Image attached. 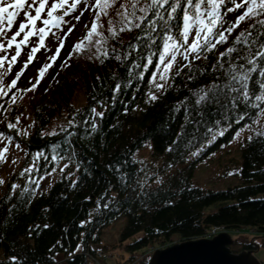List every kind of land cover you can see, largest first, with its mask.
<instances>
[{"label": "trees", "instance_id": "trees-1", "mask_svg": "<svg viewBox=\"0 0 264 264\" xmlns=\"http://www.w3.org/2000/svg\"><path fill=\"white\" fill-rule=\"evenodd\" d=\"M122 3L125 0H117L108 9V16H101L103 27L100 31L109 37L105 44L108 59L97 58L94 48L74 53L68 60L69 66L61 67L60 64L43 91H39V85L51 68L34 91L17 93L11 111H0V130L14 139H22L27 151L19 172L0 192V264H12V256H16L20 264H104L102 261L110 251L102 242L103 230L120 218L125 221L120 230L119 245L132 253L142 251L141 256L135 258L137 264H148L152 250L206 238L216 228L230 232L250 227L257 232L260 243L254 239L242 241L237 251L234 245L238 242L232 237L230 248L235 253L242 250L255 253L264 249V137L256 136V131L264 130V115L257 117L255 110H249L251 118L246 117L237 125L234 119L244 111L243 105L235 116L229 112L228 119L217 115L215 104L192 111L194 91L213 82H224V71L218 66L213 71L212 66L217 64L220 53L232 47L236 36L248 29L253 21L241 22L226 43L206 54L207 59L205 54L199 60L189 58L192 71L187 67L180 71L187 63L184 62L177 70L180 74L176 75V71L169 84L158 93L149 82L152 72L156 71L158 58L153 57V63L145 70L146 50L129 47L136 43L140 30L119 31L122 25L116 12ZM230 7V3L226 4L222 13ZM242 11L238 9L233 15L227 13L224 27L234 23ZM94 16L95 12L74 44L86 35ZM110 19L118 32L115 38L108 32L112 26ZM261 40L264 41V37ZM236 47L238 50L231 56L233 62L248 53L243 45ZM117 55L121 60L115 59ZM224 59L228 60V57ZM49 62L48 59L41 60L36 73L29 78L23 74L16 87L30 88L36 82L38 70ZM135 64L140 67H134ZM198 69L204 70V74L201 75ZM141 72L142 79L139 78ZM189 76L195 78L189 80ZM12 79L8 76L4 83L8 84ZM117 82L121 84V90L114 93ZM149 92L154 93L157 100L150 101ZM21 95L22 99L19 98ZM185 97L189 98L190 115L183 106L179 112L174 111ZM100 100L104 101L103 105L97 103ZM5 107L9 105L5 104ZM91 107L104 113L103 117L95 118V132H91L88 125L77 124L69 128L73 118L76 121L84 119L78 110L89 113ZM198 111L205 112L202 123L198 126L187 123L188 119H201L196 116ZM17 116L20 121L22 118L30 121L26 136L16 135V130L7 128V123H14ZM255 119L259 122L254 123ZM216 120H220L219 125ZM244 124L254 128L251 127L250 133L253 140L249 141L247 137L242 145L239 168L242 183L218 191L194 186L192 179L204 154L212 147L232 140ZM62 128H69L76 135L66 140ZM222 130L224 134L219 135ZM213 132L217 133L214 145L204 149ZM148 142L152 144L153 155L149 165L148 161L135 157ZM37 152L44 154L35 161L37 169L21 175L33 164ZM196 152H200L199 157L191 159ZM53 155L57 160L51 159ZM65 164L68 167L65 168ZM62 167V174L47 191H38L37 184L30 182L39 181L53 169L60 171ZM13 184L18 185L15 191ZM213 204H217L216 209L205 213V209ZM131 239L132 242L126 244ZM78 245L80 250L76 251ZM59 255L62 260L58 259Z\"/></svg>", "mask_w": 264, "mask_h": 264}, {"label": "snow or ice", "instance_id": "snow-or-ice-1", "mask_svg": "<svg viewBox=\"0 0 264 264\" xmlns=\"http://www.w3.org/2000/svg\"><path fill=\"white\" fill-rule=\"evenodd\" d=\"M116 3L117 0H95L94 4H91L90 0H71V2L69 0H51V3H49V0H11V2L9 0H0V111L4 113L11 111V105H14L17 101V93L26 94L27 92L34 91L47 70L60 58L62 49L67 52V56L63 58L61 67L69 66L68 60L72 58L74 53L91 51L93 48L95 49L94 55L97 58L103 56L104 59H108L109 53L105 44L109 37L100 31V28L103 27L100 20L102 15L108 16V9ZM229 3L233 7L226 8V11L222 13L221 9L225 8L226 4ZM80 4L85 5L84 9L80 12V15L73 16ZM238 9H242L243 11L237 16L234 23L229 24L225 28L224 17L227 13ZM84 12H95L91 27L88 28L86 35L72 45L69 51L65 47V41L69 38L76 25H72L65 32L64 28L71 22L70 19L65 18H74L77 23H80ZM116 15L119 17L120 24L122 25L119 29L120 32L131 31L133 29L140 30V35L136 37V43L130 44L129 47L146 50L147 63L143 65L144 69L147 70L148 66L153 63V57L158 58L155 65L156 71L152 72L149 81L154 84L157 91L165 88V84L169 79V73L173 66L177 64V56H181L184 61H187V63L181 66L180 71H182L183 67H187L192 71V61L189 60L190 56L192 60H199L201 55L205 54L204 58L207 59L206 54L212 53L217 45L226 43L228 36L239 27L241 22L252 20L253 23L249 28L236 36L233 46L221 52L217 58V64L212 66L213 71L217 69V66L224 71V82H213L206 88L201 87L194 91L192 95L195 97V107L192 111L202 106L207 109L215 104L218 108L217 115H222L225 119H228L227 114L229 112L235 116L240 106L243 105L244 111L239 112L238 116L234 119L237 125L240 121L249 117V110H255L257 117L264 115V107H262L264 105V41L261 40V37H264V0H239V2L237 0H125V3L120 4ZM18 18H20L18 27L13 32V26L17 23ZM37 22L40 24L39 27L37 26ZM109 25L112 26L109 27L108 32L112 38H115L118 32L111 19L109 20ZM85 27H88L87 23H85ZM9 32H12L11 36L8 35ZM60 32H63V37L59 36ZM49 35L59 41V47L56 48L55 54L48 57L50 62L45 63L38 70L36 82L31 84L30 88H17L18 81L36 58V53L41 49L50 51L45 43ZM190 36L192 37L191 43H189ZM33 37L37 38L35 42L32 40ZM30 44L33 46H31L30 51L27 53V60L24 61L23 67L15 74V78L10 83L5 84L6 77L11 74L18 58L21 57L24 49L28 48ZM237 45L246 47L248 53L244 57H238L237 62H233L231 56L232 53L238 50ZM13 50L14 54L9 55L10 51ZM225 57H228V60H225ZM91 58L90 56L89 59ZM104 59L101 60L102 64L104 63ZM115 59L119 61L121 57L117 55ZM240 60H244L246 63H239ZM225 63L228 65L227 68H225ZM134 67L138 68L140 65L135 64ZM198 71H200L201 75L204 74V70L198 69ZM157 73H159V79L165 83H156ZM179 74V71H177L176 75ZM139 78H143V72L140 73ZM194 78V76L188 77L189 80ZM97 79L99 80L100 78L97 77ZM113 79L118 78L113 77ZM127 86L126 84L125 87ZM120 90L121 84L117 82L113 91L116 93L120 92ZM148 96L150 101L157 100V96L152 92H149ZM19 98L22 99L23 96L21 95ZM113 100H115V95L113 96ZM188 100L189 98L185 97L184 101L175 106L174 111L179 112L181 106H183L186 114L190 115L191 113L187 106ZM97 103L103 105L104 101L100 100ZM5 104H8L9 107L6 108ZM78 113L83 115L84 119L76 121L73 118V120L69 121V128L76 127L77 124L88 125L91 132H95L97 129L95 118L103 117L104 115L103 112H97L95 107L90 108V114L79 110ZM204 115V111H198L196 112V116L201 119H188L187 123L198 126L202 123ZM253 122L258 123L259 121L255 119ZM215 123L219 125L220 120H216ZM19 124L20 116H17L14 123H7V128L16 130V135L26 136L27 132L21 131L18 128ZM229 127H231V124ZM245 127H250V125L245 124ZM69 128L61 129L66 134V140L76 135L75 132L69 131ZM208 131L212 132V129L209 128ZM49 134L57 135V133ZM218 134L223 135L224 131L222 130ZM236 135L239 136L240 132L238 131ZM216 136L217 133L213 132L212 140H215ZM256 136L264 137V130L256 131ZM5 139L9 144L13 142L12 135H7L3 130H0V142H3ZM248 140L252 141L253 137L249 136ZM211 142L209 141V143ZM16 147L20 148L18 142L16 143ZM7 153V145L0 147V163L6 162ZM43 155L42 152H37L33 158V164L24 169L20 174L24 175L25 172L32 173L34 169H37L35 161H38ZM193 155H196V153H193ZM44 159L47 160L48 158L44 157ZM51 159L55 161L57 160V156L53 155ZM64 167L66 168L68 165L65 164ZM30 182L36 183L37 187H39L38 181ZM0 184H3L2 179H0ZM17 187L18 185L13 184V191ZM24 191H27V188ZM36 227L39 228L38 225ZM44 227H48V225ZM79 250L80 246L78 245L76 251ZM49 251H52V249H49ZM10 259L12 264H20L16 256H12Z\"/></svg>", "mask_w": 264, "mask_h": 264}, {"label": "rangeland", "instance_id": "rangeland-1", "mask_svg": "<svg viewBox=\"0 0 264 264\" xmlns=\"http://www.w3.org/2000/svg\"><path fill=\"white\" fill-rule=\"evenodd\" d=\"M11 2V0H9ZM71 2V0H69ZM237 2H239L237 0ZM49 3H51V0H49ZM91 4L95 3V0H90ZM85 5L80 4L77 11L73 14V16L80 15V12L84 9ZM231 7L233 5L231 4ZM232 15L235 13L230 12ZM34 14V13H33ZM94 14V12H84V15L81 17V22L77 23V21L74 18L66 17L65 19H70V23L64 28V31L66 32L69 27H72V25H76V27L73 29V32L69 35V38L65 41V47L70 51L72 48V45L74 44L77 37L80 35V33L83 31L85 27V23H87L88 19ZM22 16V14H21ZM19 19H17V23L13 26L12 31L14 32L16 28L18 27ZM37 26L39 27L40 24L37 22ZM194 34V33H193ZM9 36L12 35V32L8 33ZM60 37H63V32L59 33ZM19 39V38H18ZM179 39V37H178ZM192 37H189V43H191ZM33 42L37 40L36 37L32 38ZM46 45L50 49V51H45L44 49H41L39 52L36 53V58L33 60V62L28 66L27 70H25L24 77L29 78L30 76L34 75L37 71V66L41 62V60H47L48 57L53 56L55 54V50L57 47H59V41L49 35V37L45 41ZM32 44L29 45L28 48H25L24 51L21 54V57L18 58L17 63L13 66L11 74L8 76L10 78H14L15 74L20 71V69L23 67L24 61L27 60V53L30 51ZM14 54V50L10 51L9 55ZM67 56V52L63 49L61 50L60 58L57 59L56 63L53 64L51 69H49L46 77L41 81L39 85V91H43L45 86L47 85L48 81L52 78V76L55 74L57 67L60 66L61 62L63 61V58ZM191 58V56L189 57ZM186 61L183 60L181 56H177V64H175L169 73V79L167 83L165 84V87L169 84L171 76L178 70V68ZM6 67V65H5ZM7 76V77H8ZM156 83H165L164 81H161L159 79V73H157L156 77ZM153 88L156 90L154 84ZM164 89H161L157 91L158 93H161ZM23 120L20 121V130L21 131H30V121L22 118ZM250 127H245V124L240 126V128L236 131V133L239 131L240 135L237 136L236 133L232 140L229 142L219 146V147H212L210 151L206 152L204 154L201 161H199L197 170L195 171V174L193 176L192 182L193 185L196 187H199L204 190L209 191H218V190H224L227 187L240 185L242 183V179L240 176V163H241V150L242 145L247 137L250 136L251 130L254 126L251 124ZM209 141H212L209 143ZM207 142V144L204 146V149L207 148L210 145H214L213 142L215 140H212V138ZM20 144V148L16 147V143ZM7 145L8 146V153L6 154L7 160L6 162L0 163V179L3 180V184H0V192L4 188V186L7 184V182L10 180V178L17 174L20 170V168L23 165V162L26 158L27 151H26V144L23 143L22 139H14L11 144L8 143V141L5 139L3 142H0V147ZM200 155V152H196V155H193L191 159L198 158ZM137 160L140 161H148L147 164L149 165L150 160H152V144L148 142L143 148L139 149L136 152L135 155ZM15 161V163H13ZM61 169H64L63 167ZM63 171H53L52 173L45 175L43 179H40L39 187H37L38 191H47L51 185L60 177ZM231 173V174H230ZM217 207V204H213L205 209V213H210L214 211ZM125 219L120 218L119 220H116L113 224L110 226H107L102 233V242L109 246V254L104 257V260L102 261L104 264H137L135 261V258L138 259L142 251L137 250L134 253H132L129 249L125 248L124 246L119 245L120 242V230L124 224ZM222 229L218 228L217 230ZM231 236L237 240V244L234 245V250H239L240 245L239 243L242 241H247L254 239L258 243L261 242L257 232L254 230H251L250 227H241L238 230H231L230 231ZM139 234L138 236H140ZM137 236V237H138ZM133 239L126 242V244L131 243ZM125 244V245H126ZM134 256L133 259L131 256ZM255 257L260 260L264 264V249L261 248L257 250L254 253ZM59 260H62L61 256H58ZM100 264V263H95Z\"/></svg>", "mask_w": 264, "mask_h": 264}, {"label": "water", "instance_id": "water-1", "mask_svg": "<svg viewBox=\"0 0 264 264\" xmlns=\"http://www.w3.org/2000/svg\"><path fill=\"white\" fill-rule=\"evenodd\" d=\"M233 239L228 231L211 238L181 241L155 249L148 264H262L252 251L233 252Z\"/></svg>", "mask_w": 264, "mask_h": 264}, {"label": "built area", "instance_id": "built-area-1", "mask_svg": "<svg viewBox=\"0 0 264 264\" xmlns=\"http://www.w3.org/2000/svg\"><path fill=\"white\" fill-rule=\"evenodd\" d=\"M217 229H218V228L212 230L211 234H210L208 237H211L212 235H214L215 233H217V231H218Z\"/></svg>", "mask_w": 264, "mask_h": 264}]
</instances>
